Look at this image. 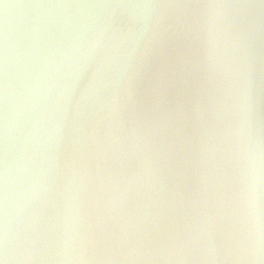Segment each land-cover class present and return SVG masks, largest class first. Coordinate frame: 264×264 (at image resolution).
Wrapping results in <instances>:
<instances>
[{
	"label": "water",
	"instance_id": "1",
	"mask_svg": "<svg viewBox=\"0 0 264 264\" xmlns=\"http://www.w3.org/2000/svg\"><path fill=\"white\" fill-rule=\"evenodd\" d=\"M0 261L264 264V0H0Z\"/></svg>",
	"mask_w": 264,
	"mask_h": 264
},
{
	"label": "clouds",
	"instance_id": "2",
	"mask_svg": "<svg viewBox=\"0 0 264 264\" xmlns=\"http://www.w3.org/2000/svg\"><path fill=\"white\" fill-rule=\"evenodd\" d=\"M2 264H5V262L3 261Z\"/></svg>",
	"mask_w": 264,
	"mask_h": 264
},
{
	"label": "snow or ice",
	"instance_id": "3",
	"mask_svg": "<svg viewBox=\"0 0 264 264\" xmlns=\"http://www.w3.org/2000/svg\"><path fill=\"white\" fill-rule=\"evenodd\" d=\"M3 261H0V264H2Z\"/></svg>",
	"mask_w": 264,
	"mask_h": 264
}]
</instances>
